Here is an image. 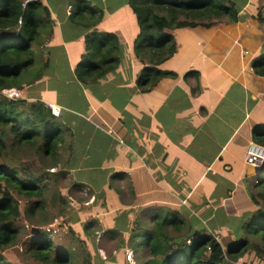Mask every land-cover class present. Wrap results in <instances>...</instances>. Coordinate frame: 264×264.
Instances as JSON below:
<instances>
[{
  "label": "crops",
  "instance_id": "crops-1",
  "mask_svg": "<svg viewBox=\"0 0 264 264\" xmlns=\"http://www.w3.org/2000/svg\"><path fill=\"white\" fill-rule=\"evenodd\" d=\"M89 1L102 12L89 27L68 19L71 5H52L54 23L39 46L41 77L22 94L58 108L59 155L70 184L85 188L83 203L90 202L78 224L96 214L97 242L123 251L128 244L117 247L119 234L106 230L121 229L127 239L136 220L144 228L178 212L218 241L225 235L226 244L237 242L260 206L250 198L256 184L244 157L253 127L264 126V75L252 66L264 55V0L227 2L236 20L171 28L176 50L158 66L176 75L145 89L136 83L147 69L133 49L139 28L127 0ZM92 28L117 35L118 63L82 81L76 66Z\"/></svg>",
  "mask_w": 264,
  "mask_h": 264
},
{
  "label": "trees",
  "instance_id": "trees-1",
  "mask_svg": "<svg viewBox=\"0 0 264 264\" xmlns=\"http://www.w3.org/2000/svg\"><path fill=\"white\" fill-rule=\"evenodd\" d=\"M127 2L139 28L133 49L144 56L146 63L147 74L136 82L144 89L163 77L176 75L158 66L176 50L171 28L211 26L224 19H238L237 10L231 3L227 4L230 0ZM70 5L68 19L78 25L89 27L102 17V12L97 13L89 0H71ZM53 23L45 0H0V264H21L8 255L6 248L22 234V219L31 227L29 234H33L25 252L36 264H126L122 250L107 259L99 257L92 229L94 218L83 222L84 233H80L82 226L77 223L80 217L76 211L69 219L78 225L70 228L69 233L82 246L79 252L70 246L60 248L48 234L55 228L48 223L62 216L71 189L77 187L60 183L70 179L69 170L64 168L67 162L59 155L63 128L58 115L42 100H25L22 94L26 85L41 77L39 46L47 33L50 35ZM117 42L114 32L98 34L92 28L85 35L76 76L82 81H95L116 67L118 61L112 57ZM252 66L258 75H264V55L254 59ZM192 73L195 72H186ZM252 140L264 145V126L253 127ZM27 153L33 155L38 168L25 174L19 168V158ZM49 168L56 169L50 172ZM255 184L250 198L262 204L243 224L242 238L225 248L213 234L205 228H195L178 212L171 217H153L144 228L136 220L127 239L120 233L121 229L106 233L112 237L119 234L118 246L128 244L133 252V264H230L228 258L249 252L264 264V178ZM48 205L58 207V215L38 219V214L45 215ZM84 235L91 239L90 245Z\"/></svg>",
  "mask_w": 264,
  "mask_h": 264
},
{
  "label": "rangeland",
  "instance_id": "rangeland-1",
  "mask_svg": "<svg viewBox=\"0 0 264 264\" xmlns=\"http://www.w3.org/2000/svg\"><path fill=\"white\" fill-rule=\"evenodd\" d=\"M70 2L71 0H45V3L47 4V6L49 5L48 8H50V11L53 8L52 5L55 3L63 4L67 8L70 6ZM51 14H52V11H51ZM19 159L21 160V164L19 165V168L21 169V172H24L25 174L30 173L32 169L38 168V166H36L35 164L32 154H28V153L26 155L22 154L20 155ZM55 169L56 168H49V171L51 172ZM250 176H251L252 181H255V179L258 181L259 180L258 178L260 179L264 178V170L261 171V175H258V177L255 174H251ZM60 183L63 185L70 184L69 180H64V181H61ZM76 190L77 188L71 189L70 194L67 197L68 204H67V207L62 212V216L53 218L51 222L48 223V225L53 224V226L55 227L53 231L51 233L48 232V234L50 238L55 242V244L58 245L60 248L70 246V248H73L74 250L79 252L82 246L77 241H75L69 233V229L73 228L74 226H77L78 224L71 223V220L69 218L72 215V212L74 213V211H76L77 213H79L78 211H81V209L83 207H86V205L89 204L90 202L86 201L85 203H83V199L88 197V193L86 192L85 188L80 192H77ZM50 191H52V188L50 189ZM22 208H23V204L22 202H20V209L22 210ZM58 213H59L58 207L48 205L45 211V215L38 214L37 218L42 220L44 216L49 218L51 216L58 215ZM97 217L98 216L96 214L93 216L87 215L85 219L82 221V223L79 225V226H82V227H79V232L84 233L83 232V224H84L83 222H86L87 220L94 218V222L92 224V229L94 230V233L96 235L95 237L96 241L94 240V243H95L96 250L98 252L99 257L103 260V259H107L110 256H113L114 253H116V250H114L113 248H109L110 247L109 241L97 242L99 238L102 237L101 236L102 231L101 229H98V227L100 228V226L97 223L99 220V219L98 220L96 219ZM78 221L79 223L81 222L80 220ZM20 224H21L22 234H20V237L13 244L9 245L6 248V250L9 256H11L14 260H16L17 262L21 264H36L38 262L34 260L30 255L28 256L25 252L26 244L31 243L30 238L33 236V234H29L31 227H29L30 225L26 222L25 219H22ZM39 227H41V225H39ZM84 237L86 238L88 236L84 235ZM225 238H226L225 235L219 237L221 246L224 248L227 245L225 243L226 241ZM90 240L91 239L89 237L86 238L87 243ZM255 244L257 245V241H255ZM116 246L118 247L117 239H116ZM252 250L255 251L256 250L255 247ZM123 251H124L123 252L124 260L126 264H133L132 249L128 247L127 250H123ZM127 251L131 253V258L129 260L126 258ZM227 260L230 262V264H263L262 262H260L259 258L252 252L246 253L244 255H238L235 259L228 258Z\"/></svg>",
  "mask_w": 264,
  "mask_h": 264
},
{
  "label": "built area",
  "instance_id": "built-area-1",
  "mask_svg": "<svg viewBox=\"0 0 264 264\" xmlns=\"http://www.w3.org/2000/svg\"><path fill=\"white\" fill-rule=\"evenodd\" d=\"M45 105L51 109L53 114H58V108L54 107V104L45 102ZM244 162L245 164H252L257 168L262 167L264 165V145L256 143L254 141H250L246 150ZM258 175H261V173H257V177ZM126 254V258L129 260L131 258V253L127 251Z\"/></svg>",
  "mask_w": 264,
  "mask_h": 264
},
{
  "label": "water",
  "instance_id": "water-1",
  "mask_svg": "<svg viewBox=\"0 0 264 264\" xmlns=\"http://www.w3.org/2000/svg\"><path fill=\"white\" fill-rule=\"evenodd\" d=\"M264 166V165H263ZM262 167H260V168H257V167H255V166H253L252 164H246V166H245V171L249 174V175H251V174H254V173H261V171H262V169H261Z\"/></svg>",
  "mask_w": 264,
  "mask_h": 264
},
{
  "label": "clouds",
  "instance_id": "clouds-1",
  "mask_svg": "<svg viewBox=\"0 0 264 264\" xmlns=\"http://www.w3.org/2000/svg\"><path fill=\"white\" fill-rule=\"evenodd\" d=\"M255 175H257L256 173H254ZM255 179V178H254ZM255 182H257V180H255Z\"/></svg>",
  "mask_w": 264,
  "mask_h": 264
}]
</instances>
